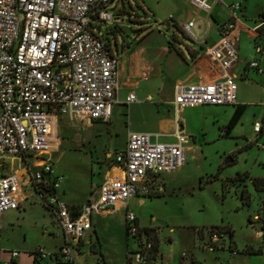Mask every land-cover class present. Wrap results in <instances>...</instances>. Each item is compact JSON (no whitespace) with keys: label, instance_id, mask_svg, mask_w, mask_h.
I'll list each match as a JSON object with an SVG mask.
<instances>
[{"label":"built area","instance_id":"obj_1","mask_svg":"<svg viewBox=\"0 0 264 264\" xmlns=\"http://www.w3.org/2000/svg\"><path fill=\"white\" fill-rule=\"evenodd\" d=\"M208 1L194 3L209 10ZM110 4L111 0H0V216L20 208L28 199L23 188L29 186L61 231L63 243L55 254L66 264H77L75 254L93 219L117 208L125 209L127 237L137 244L135 261L151 264V233L136 225L128 202L138 194L162 191L161 177L186 162L187 137L178 131L173 142H161L150 133L129 132L125 147L111 161V168L119 171L117 176L106 178L78 207L56 196L61 176L45 156L52 150L54 123L60 117L107 122L116 103L119 62L99 32L101 23L111 17ZM226 9L228 18L218 27L219 39L203 49L219 77L175 84V113L183 107L237 104L232 69L238 61L235 40L240 4H227ZM192 25L189 21L184 29ZM248 66L258 69L256 61ZM145 100L152 101L150 96ZM134 102L138 100L129 92L125 103ZM260 127L255 122L254 132H260ZM15 161L23 173L15 172ZM34 162H40V167H34ZM205 232L212 245L225 235L221 228ZM8 253L11 257L19 254ZM34 254L50 256L42 247Z\"/></svg>","mask_w":264,"mask_h":264},{"label":"rangeland","instance_id":"obj_2","mask_svg":"<svg viewBox=\"0 0 264 264\" xmlns=\"http://www.w3.org/2000/svg\"><path fill=\"white\" fill-rule=\"evenodd\" d=\"M108 12L112 14L110 10ZM95 24L99 23L95 21ZM106 28L101 23L100 31ZM177 35L181 41L190 42L181 33ZM192 35L200 36L196 28ZM111 49L114 50L112 38ZM250 78L238 81V95H243L241 98L246 107L228 135L221 132L232 115V107H183L174 115V110L165 104L159 106L143 101L116 107L110 124L103 121L75 123L61 117L52 129L55 137L58 127L56 148L45 156L62 176L65 200L83 202L88 198L90 188L102 177L104 168L99 163H103V153L121 145L129 132H158L160 121L177 117V131L187 136L185 145H194L188 153L191 157L165 176L169 183L164 195L144 197L141 205L137 199H132L129 210L140 224L155 229L162 240L164 237L177 238L172 247L163 241V252H171L177 259L184 252L187 258L193 255L200 264H264V191L254 190L248 182L246 189L245 179L241 177L226 181V191L221 189L226 179L244 171L252 176L264 173V70L262 75ZM146 92L136 93L139 97L147 93L153 96ZM255 122L263 127L261 137L254 132ZM181 126L185 133L180 130ZM229 154H233L234 163L227 161ZM13 164L20 168L16 161ZM40 165V162H34V167ZM243 188L249 194L248 204H241L233 192ZM24 194L28 198L32 196L30 190ZM32 199L33 203L26 206L22 219L11 220L12 225H7L3 219L6 225L1 227L0 236L16 242L25 237L30 246L36 244L51 249L58 240L42 228L48 216L40 201L35 197ZM95 222L100 249L91 251L87 246L76 254L77 264H140L131 253L137 247L134 239L129 237L126 244L124 211L97 216ZM210 227L231 228L232 241L227 233L215 245L210 244V249L189 241V237H197L194 235L196 229L208 231ZM259 230L260 235H256ZM249 249L260 252L249 253ZM230 250L235 254L231 255ZM186 262L189 264L188 260Z\"/></svg>","mask_w":264,"mask_h":264},{"label":"crops","instance_id":"obj_3","mask_svg":"<svg viewBox=\"0 0 264 264\" xmlns=\"http://www.w3.org/2000/svg\"><path fill=\"white\" fill-rule=\"evenodd\" d=\"M230 3L240 4V9L237 11L239 22L235 40L238 61L232 69V74L235 76L237 85V104L235 106L221 107H232L234 111L237 105H245L241 98L243 95H238V81H247L251 79L250 77H258L263 74L264 0H209V10L196 7L194 0H111L108 11L110 10L112 14L109 13L111 16L110 19L107 23H104L107 28L101 32L100 25L99 32L102 40L110 47L112 55L118 59L119 88L116 92V103L113 105L110 119L106 123H111L113 110L119 105L128 106L140 103L146 101L145 99L147 96H150L152 101L146 102L159 106L165 104L174 110L172 101L175 84L180 82L198 83L217 80L219 77L218 69L214 66V62L204 55L203 49L206 46L215 44L219 39L218 27L227 20L228 11L226 5ZM189 21H192L193 25L187 31L184 29V25ZM130 24L133 26H130ZM195 28L200 36L195 37L192 35L193 29ZM177 33H181L190 42L185 43L181 41ZM111 38L114 42V50L111 49ZM256 47L259 48V51H256ZM250 61H256L260 71L256 68H250L248 66ZM137 91L151 92L153 96L146 92L147 94L145 96L139 97L137 96ZM129 92L134 93L138 102L125 103V98ZM176 118L177 117L160 121V130L158 132L145 133L156 135V139L161 142H173L175 140L174 132L177 131ZM58 119L55 122L56 126ZM70 121L75 123L85 122L86 124L98 122L96 120ZM180 130L185 133L183 126L180 127ZM178 132L180 133V131ZM221 133L223 134L224 132ZM262 133L263 127L261 126L258 137H261ZM126 138L121 145L114 147L112 151L106 150L103 153V158H101V162L103 163H99L103 165L104 168L102 177L90 188L88 198L83 202L65 200L66 194L61 188L62 176L53 168L54 173L61 176V183L56 190V196L71 207H78L85 203L106 178H111L119 174L116 168H111V161L114 154L125 147ZM53 139L52 150L55 149L57 145L58 127H56V136ZM185 147L187 161V159L191 157L188 153L193 150L194 145H185ZM227 161L229 162L228 159ZM23 171V168H16L15 172L21 174ZM243 173H246L248 176L244 178V187L246 189L247 182L251 184L250 178L264 177V173L255 174L254 176L249 174L248 171H244ZM166 175L168 174L161 177L160 186L163 189L162 191L150 195L138 194L129 200L127 206L128 210L129 203L132 199H137V203L141 205L144 203V200H142L144 197L153 198L164 195L169 183L166 181ZM23 190L24 192L30 190L32 193V189L29 186L24 187ZM233 192L235 195H238L237 191L233 190ZM34 197L37 199L36 196L32 194L30 198L22 201L18 210L3 213L0 216V229L6 225L3 219L7 221V225H12L13 223L10 224V221L13 219L16 221L22 219L26 212V206L33 203L32 198ZM41 207L48 216L45 223L42 224V228L50 236L58 240V244L51 249H46L43 245H28L25 237L21 242H16L7 237L2 238L0 236V264H66L61 262L55 254L63 243L61 231L48 209L42 203ZM116 211H124L125 215L124 208H117L102 216H108ZM134 217L138 227L153 229L144 224H140L138 218L135 215ZM254 218H258L257 215H254ZM262 227L264 228L263 223ZM153 230L158 238V254L151 264H187L186 260L189 261V264H200L193 255L187 258V254L184 252L179 254L178 259L175 254L171 252L165 254L163 252V241H167L170 247H172L174 243L177 242V238L164 237L162 240L161 237H158L156 230ZM194 232V235L197 237H189V241L191 240L193 245L197 243L203 246V248L206 247L210 249L211 247H209L210 243L207 240L205 229L201 231V236L197 234L196 230ZM260 233L261 230L257 231L256 235H260ZM128 240L129 237L126 236V244ZM97 244L98 246H96ZM87 246L91 251L92 249H100L95 219H93L92 228L84 234L77 254L83 252ZM38 247H42L50 256L40 258L38 255L34 254ZM13 250L18 251L19 254L17 257H11L9 255L8 251ZM135 251L131 250V253L133 254Z\"/></svg>","mask_w":264,"mask_h":264},{"label":"trees","instance_id":"obj_4","mask_svg":"<svg viewBox=\"0 0 264 264\" xmlns=\"http://www.w3.org/2000/svg\"><path fill=\"white\" fill-rule=\"evenodd\" d=\"M245 107L246 105H237L231 115V117L229 118L227 124L224 126V129H223V134L224 135H228L230 130L237 124V122L240 120V117L241 115L243 114L244 110H245ZM228 160H229V164L230 163H234V157H233V154H229L228 156ZM237 177H241V178H246L248 177L246 173H241V174H236L235 177L231 178V179H226L222 184H221V189L222 191H226V187H225V182L226 181H230V180H234L236 179ZM250 182L252 184V186L254 187V189L256 191H263L264 190V177H255V178H250ZM153 196H159V195H153ZM239 201L241 202V204H248L249 202V194L246 192L245 188L241 189L239 192H238V195H237ZM264 225V224H263ZM210 228H221V227H210ZM222 230H224V233H227L228 236H229V240L230 242L232 241L231 238H232V230L231 228L229 227H222L221 228ZM146 231L150 232L151 233V241H152V251H151V258L153 260H155V257L157 256L158 254V238L157 236L155 235L154 233V230L153 229H145ZM197 231V234L199 236H201V230L200 229H196ZM125 234L127 236V232L125 230ZM93 251V250H92ZM249 253H257V252H260V250H253V249H249L247 250Z\"/></svg>","mask_w":264,"mask_h":264}]
</instances>
